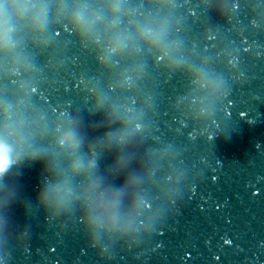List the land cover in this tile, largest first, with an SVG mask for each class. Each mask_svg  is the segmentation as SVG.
Instances as JSON below:
<instances>
[{"label": "clouds", "instance_id": "9594fccd", "mask_svg": "<svg viewBox=\"0 0 264 264\" xmlns=\"http://www.w3.org/2000/svg\"><path fill=\"white\" fill-rule=\"evenodd\" d=\"M115 8V6H113ZM27 11V5L24 3V0H12V2H4L0 0V46H7V42L10 38V33L12 31L9 26V20L11 14H23ZM33 24L37 28L40 27L43 23L42 14L37 12L33 18ZM73 22L81 27L85 32H87L90 27L95 23L94 19H85L79 13L73 17ZM124 45V38L116 36L107 46V51L110 54L118 53ZM62 146L67 147L69 150H75L79 141L77 140L75 134L71 131L65 133L59 138L58 141ZM15 163V157L13 153V148L8 143L7 139L4 136H0V176H2L8 168ZM80 165H74L73 171L78 170ZM41 199L44 203L48 204L53 209L59 208L67 196V190L64 189L61 185H55L49 190L42 192L40 194ZM104 207L111 209L114 207V198L111 202L104 205ZM111 227V223L107 225Z\"/></svg>", "mask_w": 264, "mask_h": 264}]
</instances>
